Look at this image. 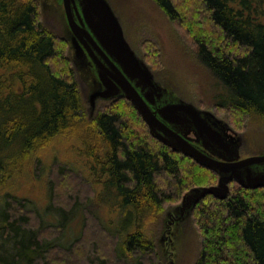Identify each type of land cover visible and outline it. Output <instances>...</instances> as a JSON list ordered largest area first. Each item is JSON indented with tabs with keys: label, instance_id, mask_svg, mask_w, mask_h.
Segmentation results:
<instances>
[{
	"label": "trees",
	"instance_id": "16d2710c",
	"mask_svg": "<svg viewBox=\"0 0 264 264\" xmlns=\"http://www.w3.org/2000/svg\"><path fill=\"white\" fill-rule=\"evenodd\" d=\"M153 1L172 21L186 23L187 13L176 0ZM255 5L243 0L235 8L232 0H192L194 16L214 32L194 22L186 29L200 62L224 93L219 106L264 119V7ZM67 53L43 25L36 0H0V188L16 159L26 160L28 152L80 123L84 102ZM126 108L139 116L131 104ZM125 113L110 106L89 122L103 156L93 155L91 166L101 173L95 181L97 198L104 206L119 205L122 212L120 223L108 229L115 238L113 260L160 264L147 226L156 223L167 204L180 202L193 188L214 186L218 176L191 158L163 150L141 117L133 119L140 124L130 126ZM6 201L0 234L14 252L6 250L0 264H34L36 259L45 264L60 245L42 237L49 232L43 227L30 226L24 202L15 196ZM193 215L202 239L196 264H264V190L232 186L227 199L209 195ZM97 262L110 264L101 257Z\"/></svg>",
	"mask_w": 264,
	"mask_h": 264
},
{
	"label": "rangeland",
	"instance_id": "374dc122",
	"mask_svg": "<svg viewBox=\"0 0 264 264\" xmlns=\"http://www.w3.org/2000/svg\"><path fill=\"white\" fill-rule=\"evenodd\" d=\"M36 1L43 25L58 38L59 44H65L67 48L74 70L72 77L82 96L84 111L78 125L57 135L41 149L28 152L30 154L26 160H15L0 188V210H4L8 197L15 196L20 203L24 202L22 211L29 217L30 226L43 227L49 232L42 237L56 239L60 246L49 254L45 264H96L99 257L110 264H120L114 261L117 260L114 255L115 238L108 229L112 228L110 223H120L122 212L119 205L108 202L104 206L97 198L99 185L96 183L101 173L100 169L93 172L91 166L93 155L103 156L98 136L92 131L94 125H89V122L99 111L110 106L124 109L130 126L140 124L133 119L141 116H135L133 110L126 108L130 104L133 106L127 99H99L92 104L95 73L89 72L75 57L62 0ZM242 1L232 0V5L239 8ZM248 1H256L255 6L259 10L264 7L262 0ZM108 2L122 26L125 39L170 98L190 103L227 124L242 139V157L264 155V119L245 116L234 109L219 106L223 99L221 94L224 93L210 71L200 62L193 36L187 30L188 23L192 22L197 27L207 28L210 33L213 26H205L202 17L194 16L195 10L190 6L192 0H176L187 13L185 24L172 21L153 0ZM190 28L196 35L197 29ZM216 33L221 34L219 31ZM88 128H91V133ZM153 144V147H157L156 142ZM182 205V200L167 204L164 212L155 219L156 223H148L147 236L156 244L160 264H196L198 261L201 234L195 223L194 210L183 213L180 210ZM59 209H64L66 213L62 214ZM3 215L0 217V231L3 230ZM6 250L14 252V247L0 234V256ZM145 262L149 263L147 260ZM34 264L42 263L36 259Z\"/></svg>",
	"mask_w": 264,
	"mask_h": 264
},
{
	"label": "water",
	"instance_id": "95a60500",
	"mask_svg": "<svg viewBox=\"0 0 264 264\" xmlns=\"http://www.w3.org/2000/svg\"><path fill=\"white\" fill-rule=\"evenodd\" d=\"M83 19L81 25L74 19L75 0H63V6L67 16L68 24L72 32L78 37L84 32L97 45L99 50L107 57V64L118 77L108 79L106 69L101 63H97L100 70V77L107 89L106 92H96L91 96V102L94 104L98 99L114 100L121 95V89L124 91V97L130 101L144 122L149 126L152 135L171 145L174 151L193 159L196 163L218 173V184L210 187L195 188L184 195L182 207L183 213L194 210L195 206L205 197L211 195L219 200H225L230 194L229 184L235 178L237 183L246 189L256 190L264 188V177H255L252 175L250 167L264 161V156L250 157L236 164L227 162H218L202 154L196 148L188 145L183 139L169 133L157 117L151 112L147 103L142 99L137 88L156 89V82L150 68L136 55L125 35L122 26L112 10L108 0H79ZM85 22V23H84ZM88 27V30L85 27ZM96 39V41L94 40ZM135 82V84H133ZM121 88V89H120ZM178 109H184L190 112L200 127L202 135L215 143L222 139L220 135L213 132L209 126L200 118V111L192 104L181 101ZM156 129H161L164 133L171 136L173 144L166 142L161 136L155 134ZM247 169V178H243L240 169ZM178 220H181L179 218Z\"/></svg>",
	"mask_w": 264,
	"mask_h": 264
},
{
	"label": "flooded vegetation",
	"instance_id": "af4514ba",
	"mask_svg": "<svg viewBox=\"0 0 264 264\" xmlns=\"http://www.w3.org/2000/svg\"><path fill=\"white\" fill-rule=\"evenodd\" d=\"M73 13L76 22L81 25V18L83 19V16H82L79 0H75ZM85 29L88 30L87 25ZM94 40L96 41L95 38ZM70 42L74 49L75 57L79 60L81 65L87 68L89 72L93 71L95 73V76L93 78V83L95 85L94 93L106 92L107 89L100 77V70L102 71L103 69L99 70L97 63H101L102 65H104L106 69L105 72L108 74V79L112 80L113 77L118 79L116 72L113 71L112 68H110L109 65L107 64V60H106L107 57L99 50L97 45L94 44L93 39H91L90 36H88L84 32H81L80 36L77 37L70 29ZM133 84H135V82ZM156 86H157L156 89L139 87L137 88V91L142 97V99L147 103L151 112L162 123L163 127H165L166 130L172 135L177 136V138L179 139H183L188 145L196 148L205 156L218 162H227L228 164H236L250 157L264 156V155H251V156L242 157L240 154V150L243 144L241 137L227 124H225L221 120L216 119L215 116H213L211 113L199 110L201 113V115H199L200 118L204 120V123H206V125L209 126L213 132L218 133L222 140L218 143H215L214 141L210 140L208 137L205 138L202 135L200 131V127L197 124V121L194 119L193 115L184 109H178L176 107L180 105L181 100L170 98L166 89L163 86H161L158 82H156ZM123 92L124 91L121 89V95L118 96L115 100L125 99ZM148 130L149 133L152 135L149 126H148ZM155 132H156L155 134L161 136L166 142L172 144L174 143L173 142L174 140L171 138V136L164 133L161 129H156ZM153 138L155 137L153 136ZM155 139L159 141L161 145L164 147L163 150L169 149L171 152L175 154L183 155L181 153L174 151L171 145L169 144L167 145L157 138ZM250 170L253 176L264 177V161H262L259 164L251 166ZM240 173L243 176V178L245 179L247 178L248 172L246 168L240 169ZM216 174L219 179V175L217 172ZM233 185H239L240 187H243L240 184H238L236 179L234 178L229 184L230 193L232 189L231 187ZM260 189L264 190V188H260Z\"/></svg>",
	"mask_w": 264,
	"mask_h": 264
}]
</instances>
